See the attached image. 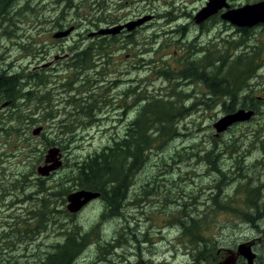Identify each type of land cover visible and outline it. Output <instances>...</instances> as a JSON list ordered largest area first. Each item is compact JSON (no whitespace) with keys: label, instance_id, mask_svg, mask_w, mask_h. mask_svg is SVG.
I'll return each instance as SVG.
<instances>
[{"label":"rangeland","instance_id":"rangeland-1","mask_svg":"<svg viewBox=\"0 0 264 264\" xmlns=\"http://www.w3.org/2000/svg\"><path fill=\"white\" fill-rule=\"evenodd\" d=\"M16 1L0 13V71L5 68L22 77L42 71L40 79L27 83L42 103L18 100L16 107L8 105L0 111V264H42L48 259L64 239L71 217L66 214L67 202L48 198L38 183L58 184L62 170L122 136L144 99L156 95L176 99L188 108L178 121V133L156 139L147 163L133 178L120 215L106 213L100 197L75 212L72 219L89 231L90 239L73 264H186L193 258L195 264H213L219 248L234 246L242 236L241 225L264 224L263 214L255 222L248 219L249 209L242 199L247 185L264 192V28L256 30L253 44L259 69L250 79L254 98L262 103L250 119L217 134L214 123L228 114L223 100L208 99L201 82L159 71L166 65L176 69L179 57L185 56L184 34L171 31L185 20L186 8L176 10L183 15L179 18L170 14L166 6L170 0H123L121 9L115 6L117 0ZM152 8L161 16L139 32L128 34L129 38L127 34L108 37V42L97 46L103 55L94 56V67L78 71L68 61H60L70 48L80 50L92 40L91 26L100 23L102 13L108 19L132 18ZM72 25L76 30L70 36L53 37ZM79 98L98 101L89 120L79 114L74 103ZM33 117L36 122L30 121ZM62 119L63 124L73 121L75 136L61 149L60 169L44 178L38 167L48 149L45 145L63 138ZM39 126L42 129L34 134ZM215 192L220 193L217 205L212 198ZM226 204L238 208L228 210ZM42 214L43 219L38 216ZM200 214L204 215L201 233L209 239L202 253L177 220Z\"/></svg>","mask_w":264,"mask_h":264},{"label":"trees","instance_id":"trees-1","mask_svg":"<svg viewBox=\"0 0 264 264\" xmlns=\"http://www.w3.org/2000/svg\"><path fill=\"white\" fill-rule=\"evenodd\" d=\"M12 5V0H0V13L3 11L7 12ZM256 49L253 53L242 51L234 55V59H228V55H226L224 60H220L221 65L215 69L209 68L203 71L197 68L196 70L189 69L184 58L181 59L179 57L176 69L166 65L165 67H160L159 71L162 75L175 73L181 79L191 78L193 81H201L211 92L212 98L223 100L224 107L228 113L235 112L241 108L252 109L257 113L260 102L262 103L260 98L247 99L243 97V93L246 91L245 87L249 86L250 79L256 76L259 69ZM95 55L102 56L103 53L97 48V52L90 55V51L85 49L83 52H76L68 62L75 65L78 71H82L96 65ZM210 64L211 62L208 63V66ZM41 75L42 71L30 73L27 76L23 75L22 77L18 72L8 73L5 68L2 69L0 71V102H9V105L16 107L18 100L28 102L38 99L37 91H34L27 83L31 81V78L39 77L40 79ZM24 79L27 82H23ZM38 100L39 103H42L41 99ZM74 100L73 102L79 107V114L84 117L83 119L89 120L95 115L96 107L99 105L97 100L90 98ZM48 101L49 99L45 100L47 103ZM187 109L185 105L179 103L176 99H168L163 95L145 98L141 110L130 121L122 136L113 137L111 142L100 150L87 155L82 160L73 162L70 168L62 170L58 184L45 186L43 182L38 183L39 187L43 189L40 192H43V194L46 192L45 195L50 199L60 197L62 204L66 202L68 204L67 197L74 191L81 189L98 191L101 193L100 198L105 203L106 213L108 210L113 215H120L124 202L129 197L133 178L138 170L142 169L147 163L149 154L155 147L156 139L177 134L178 121L187 113ZM12 114L13 111L10 115ZM75 115L71 114V116ZM41 119L39 118V122ZM30 121L36 122L37 118L33 117ZM62 121L63 119L60 120L63 138L59 141L50 140L45 145L48 149L56 146L63 149L69 142H72V138L75 136L76 125H73V121L71 120L68 124H63ZM12 128L10 127L9 129ZM32 148L35 150L34 147ZM38 159L40 160L41 157ZM210 163L212 164V162ZM219 171L223 173L221 170ZM43 177L45 178V176ZM243 192L242 199L249 209L246 215L248 219L251 217L250 221L255 222L257 217L264 215V195L262 194L264 192L258 186L252 184L250 186L247 185ZM212 198L213 204L217 205L220 193L215 192ZM41 201H43L42 198ZM44 205L45 202L43 203ZM223 206L232 211L238 208L230 204ZM62 210L61 214L65 212V209ZM51 212L53 213V210ZM67 212L66 214L71 218L69 219L70 225L65 230L64 239L56 245L55 250L49 254L47 260H42V264H73L90 239L89 231L82 230L81 226L72 219L75 217V213ZM38 216L43 219L45 215ZM202 217L204 218V215L200 214L199 216L186 215L185 217L177 218L184 234L191 236V242H194L193 245H195L196 241L200 245L198 246V253H202L203 243L209 240H204L201 235ZM49 221H51V216H49ZM105 243L110 246L108 242ZM192 264H195V262Z\"/></svg>","mask_w":264,"mask_h":264},{"label":"flooded vegetation","instance_id":"flooded-vegetation-1","mask_svg":"<svg viewBox=\"0 0 264 264\" xmlns=\"http://www.w3.org/2000/svg\"><path fill=\"white\" fill-rule=\"evenodd\" d=\"M12 1L13 4L17 2L16 0ZM122 1L123 0H117L115 6H119L121 9ZM144 1L147 2L152 0ZM211 3L212 0H170L168 5L166 2L170 14H178L176 17L179 18L183 15L176 13V10L180 6L186 8V12L183 16L186 21L180 20V23H177L171 32H180L184 34V36L181 37V40L184 42V61L189 69L196 70L197 68L200 71L208 70L209 68L215 69L221 65L220 60H224L223 55L226 53L228 59L242 51L253 53L256 49V43L253 44V42L256 41V30L258 28H264V22L251 25V23L247 21H241L240 18L238 20L235 19L237 22H234L230 16V13L234 10L240 12L247 6L262 5L264 4V0H226V3H219L214 6L210 5ZM109 12L111 13L112 11ZM156 12L158 11L152 8L150 12L149 10H141L139 15L132 18H128V15H124L122 18L112 17L111 19H108L107 13H102L100 16L101 18L99 19L100 23L91 26L92 28L89 32V37H91L92 40L85 44L84 47L82 46L80 50L77 47L70 48L69 51L65 52V58L60 57V61H68L74 54H76V52H83L85 49H88L90 55H93V53L97 52L98 45H101L102 42H108L105 38L112 36L120 37V35L123 34L128 35L136 31L139 32L141 28H144L146 25L153 22L156 17L161 16L160 14L157 15ZM162 18H168V16H162ZM167 20L168 19L165 20V23L170 27L171 21ZM103 21H105V23H101ZM111 29L114 30L109 31ZM67 30H70L67 35L65 34L64 36L55 37V32L53 37L57 39L66 38L75 32L76 26L72 25L66 29L64 28V30L60 29L59 31L66 32ZM79 35L85 36L84 33ZM130 36L131 35H128V38ZM191 36L193 38H191ZM150 37L153 38L154 36L150 35ZM158 38L159 37L156 36L154 41H158ZM162 46L163 45H160L159 48ZM209 62H211V64L208 66ZM191 80L193 81V79ZM204 87L207 90V98H212L209 89L206 85H204ZM253 88L254 85L252 83L245 87L246 91L243 93V97H246L247 99L254 98L255 94L253 93ZM2 105L3 107L0 108V111L8 107L9 102H5ZM238 229L239 231H242V233H240L242 236L236 238L233 244L234 246L231 245L232 247L219 248L217 251L218 255L212 258L213 264L223 260L228 255H232L231 257H233L236 264H264V245L261 244H264V224L259 222L254 224L246 223L241 225ZM247 231L250 232L246 233ZM201 235L202 237L204 236L203 233H201ZM240 245H243L244 248H247L248 251L250 250V252L254 254L252 262L248 261L246 254L239 251ZM194 261H196V259Z\"/></svg>","mask_w":264,"mask_h":264},{"label":"water","instance_id":"water-1","mask_svg":"<svg viewBox=\"0 0 264 264\" xmlns=\"http://www.w3.org/2000/svg\"><path fill=\"white\" fill-rule=\"evenodd\" d=\"M219 3L224 4L226 3V0H212V3L210 5L214 6L215 4H219ZM230 16L232 18L231 17L229 18H231L234 22L236 21L235 19L238 20L239 18L243 22L247 21L251 23V25L259 22H264V4L256 5V6H247L244 9H242L240 12L234 10L233 12L230 13ZM113 30L114 29H111L109 31H113ZM69 31L70 30H67L66 32L58 31L54 34V36L55 37L64 36L65 34L67 35ZM253 114H254V110H246L242 108L236 110L235 112L226 114L225 116L220 118L216 123H214V127L217 131V134L225 131L229 126H231L235 122L250 119L253 116ZM41 129L42 127L39 126L33 130V133L38 134ZM62 164H63V160H62L61 149L59 147H51L47 150L45 154L43 164L39 165L38 172L42 176H49L53 171H56L58 168H60ZM100 195H101L100 192L92 191V190L81 189L74 191L71 194H69L67 197L68 200L67 209L73 213L78 212L82 207H84V205H86L93 199L100 197ZM239 251L240 252L242 251L244 254H246L248 257V261L252 262L254 254H252L250 250L248 251L247 248H244L243 245H240ZM231 256L232 255H228L226 258L217 262L216 264H236L235 260Z\"/></svg>","mask_w":264,"mask_h":264},{"label":"bare ground","instance_id":"bare-ground-1","mask_svg":"<svg viewBox=\"0 0 264 264\" xmlns=\"http://www.w3.org/2000/svg\"><path fill=\"white\" fill-rule=\"evenodd\" d=\"M130 192V191H129ZM129 196V195H128ZM125 203V202H124Z\"/></svg>","mask_w":264,"mask_h":264}]
</instances>
